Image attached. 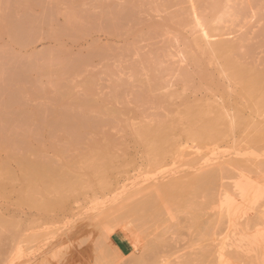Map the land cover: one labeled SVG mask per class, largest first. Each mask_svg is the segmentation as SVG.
<instances>
[{
	"label": "rangeland",
	"instance_id": "rangeland-1",
	"mask_svg": "<svg viewBox=\"0 0 264 264\" xmlns=\"http://www.w3.org/2000/svg\"><path fill=\"white\" fill-rule=\"evenodd\" d=\"M259 72L264 0H0V264H264Z\"/></svg>",
	"mask_w": 264,
	"mask_h": 264
},
{
	"label": "bare ground",
	"instance_id": "bare-ground-1",
	"mask_svg": "<svg viewBox=\"0 0 264 264\" xmlns=\"http://www.w3.org/2000/svg\"><path fill=\"white\" fill-rule=\"evenodd\" d=\"M246 74H247V71L244 69L237 71V75L241 79H245L247 76ZM249 83H250V85H249L248 89H261L262 88L261 83H264V73H262V72L256 73L254 78L252 80H250ZM263 94H264V86H263ZM200 118H201V116H200ZM57 124L64 125L65 127L70 126L69 128H74V127H78V126H83L85 124V122L83 120L77 119L76 121H74V123H72V121L69 118H67L61 122H58ZM212 128H213V125L208 122L206 125H204L203 130H205L206 132H210L211 130H213ZM159 133H160L159 134L160 137L158 139H156V143H159L161 141L163 135H164L162 132H159ZM21 164H22V167L27 172V177L42 179L45 181V183H47L48 186L52 185L53 187H56L57 181H54V182H56L54 184V182H52V177L57 176L56 174H58V172L53 168V166L50 163L39 162V161L27 162L25 160H22ZM213 174H214V170H211L210 172L206 173V175L201 177L200 179L196 178V182L198 184H200L201 187L203 185L204 188H207L212 183ZM61 177L63 178L64 176L62 175ZM243 179L246 180L243 184L247 187V190L244 193L245 194L244 199H242V200L237 199L236 202L238 203V205L234 207L235 210H239V211L249 210V209H252V207L254 208V206H255V194H256V192L260 191L259 190L260 186H258V184H259L258 182L253 181L252 179H250L248 177H244ZM247 230H251V228L249 227V228H247ZM252 230L256 233L254 235H258V233H259L258 231H260V230H254V229H252ZM250 237H251V239H249V240L245 239V240L246 241L248 240L249 242H252V243H257L258 238L254 239V237H252V236H250ZM249 242H247V243H249ZM220 243H221V241H220ZM247 246L251 247V249L249 248L248 250L254 251V248H252L253 245L251 243L248 244ZM256 247H258V246H256ZM250 251H249V253H251ZM253 251H252V253H254ZM255 253H256V250H255ZM253 256H255V254H253ZM256 256H257V254H256ZM256 256H255V258H256ZM259 257H257L256 260L259 261ZM239 259H240V257H239ZM239 259H236V260H239ZM162 264H164V261Z\"/></svg>",
	"mask_w": 264,
	"mask_h": 264
},
{
	"label": "crops",
	"instance_id": "crops-1",
	"mask_svg": "<svg viewBox=\"0 0 264 264\" xmlns=\"http://www.w3.org/2000/svg\"><path fill=\"white\" fill-rule=\"evenodd\" d=\"M112 235H115V237L118 239V241H116V243L114 241H112V242L115 245L116 249L119 251V253L121 255L129 254L130 249H131V246H130L129 242L126 239L121 238L116 233H113Z\"/></svg>",
	"mask_w": 264,
	"mask_h": 264
}]
</instances>
